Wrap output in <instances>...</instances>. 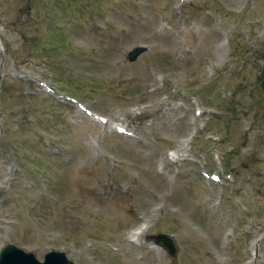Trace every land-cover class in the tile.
Wrapping results in <instances>:
<instances>
[{
    "label": "rangeland",
    "instance_id": "1",
    "mask_svg": "<svg viewBox=\"0 0 264 264\" xmlns=\"http://www.w3.org/2000/svg\"><path fill=\"white\" fill-rule=\"evenodd\" d=\"M263 64L264 0H0V253L264 264Z\"/></svg>",
    "mask_w": 264,
    "mask_h": 264
},
{
    "label": "water",
    "instance_id": "2",
    "mask_svg": "<svg viewBox=\"0 0 264 264\" xmlns=\"http://www.w3.org/2000/svg\"><path fill=\"white\" fill-rule=\"evenodd\" d=\"M146 48L143 46H138L133 50L128 52V58L133 61L135 57L143 52ZM262 78L264 80V64L261 71ZM159 241L163 244L170 254H173L175 248L172 241L165 237L160 236ZM0 264H73L71 260L67 259L63 252L52 251L46 253L44 261H38L35 259L33 253L24 252L22 249L8 244L4 247L0 253Z\"/></svg>",
    "mask_w": 264,
    "mask_h": 264
},
{
    "label": "bare ground",
    "instance_id": "3",
    "mask_svg": "<svg viewBox=\"0 0 264 264\" xmlns=\"http://www.w3.org/2000/svg\"><path fill=\"white\" fill-rule=\"evenodd\" d=\"M145 228L144 225H139L132 233V236L141 235L144 232Z\"/></svg>",
    "mask_w": 264,
    "mask_h": 264
}]
</instances>
